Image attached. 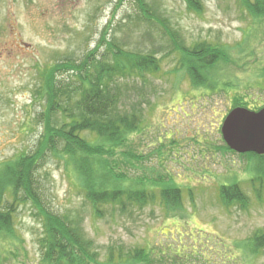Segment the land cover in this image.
<instances>
[{"label": "rangeland", "instance_id": "374dc122", "mask_svg": "<svg viewBox=\"0 0 264 264\" xmlns=\"http://www.w3.org/2000/svg\"><path fill=\"white\" fill-rule=\"evenodd\" d=\"M146 2L155 22L142 17L135 0H0V163L32 149L42 134L45 70L94 51L98 59H111L104 54L116 38L123 49L153 53L159 62L140 97L133 92L131 98L141 102L143 112L141 131L124 148L138 156L123 162L125 175L159 182L171 177L182 190L181 206H168L161 188L154 187L155 200L133 212L105 209L97 217L64 162L53 158L37 173L45 204L62 215L79 213L99 264L120 247L146 248L152 264H264V249L251 254L249 245L264 231V177L254 170L256 159L221 151V127L240 90L194 89L158 24L162 18L188 47L225 48L232 60L217 67L212 79L238 82L240 94L261 107L264 79L260 86L255 81L264 69V19L252 18L240 0H197L199 11L186 0ZM145 14L152 19L148 10ZM133 81L141 87L140 79ZM233 182L246 195L244 206L225 205L220 198V187ZM12 214L16 237H0V264H45L37 210L18 204Z\"/></svg>", "mask_w": 264, "mask_h": 264}, {"label": "trees", "instance_id": "16d2710c", "mask_svg": "<svg viewBox=\"0 0 264 264\" xmlns=\"http://www.w3.org/2000/svg\"><path fill=\"white\" fill-rule=\"evenodd\" d=\"M135 1L142 17L155 22L156 13L146 0ZM186 2L196 11L201 9L197 0ZM240 3L252 18L264 19V0H240ZM147 10L152 19L145 14ZM158 24L172 42L170 53L179 54V66L186 68H182V73L190 77L194 89L205 93H228L233 89L241 92L238 82L232 79L217 82L211 77L217 67L232 60L225 48L207 43L188 47L177 39L176 32L162 18ZM107 47L104 55H110L111 59L105 56L98 59L94 51L79 61L67 59L45 70L41 91L46 99V111L40 117L42 134L32 149L0 163V237L15 239L13 208L18 204L31 205L42 224L38 245L45 264L100 263V254L87 237L79 213L62 215L45 204L37 173L50 158L64 162L97 217H102L105 209L121 214L133 212V208L155 200L154 187L161 188V196L168 206L175 207L177 203L181 206L182 190L171 177L162 182L148 177L130 180L123 167V162L138 157L135 152L130 154L124 149L131 136L141 131L143 108L141 102L133 104L131 98L133 92L140 97L149 82L147 75L159 71L158 59L153 53L129 52L116 38L107 42ZM65 73L67 78H63ZM135 77L141 80V87L135 85ZM263 79L264 69L255 85L260 86ZM240 92L232 98L233 108L255 111L264 108L255 106L250 95ZM221 151L233 150L225 143ZM242 156L256 159L252 162L254 170L264 177V155ZM220 198L225 205L237 202L244 206L246 195L239 183L233 182L220 187ZM249 245L251 254L264 249V231H257ZM151 259L144 247L128 250L120 247L109 255L105 264H152Z\"/></svg>", "mask_w": 264, "mask_h": 264}, {"label": "water", "instance_id": "95a60500", "mask_svg": "<svg viewBox=\"0 0 264 264\" xmlns=\"http://www.w3.org/2000/svg\"><path fill=\"white\" fill-rule=\"evenodd\" d=\"M221 133L231 150L264 155V108L259 111L234 108L223 121Z\"/></svg>", "mask_w": 264, "mask_h": 264}]
</instances>
